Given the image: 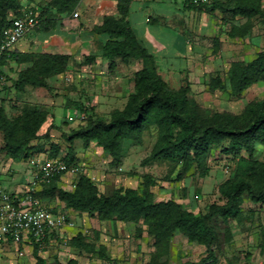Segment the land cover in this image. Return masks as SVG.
<instances>
[{"label": "rangeland", "instance_id": "obj_1", "mask_svg": "<svg viewBox=\"0 0 264 264\" xmlns=\"http://www.w3.org/2000/svg\"><path fill=\"white\" fill-rule=\"evenodd\" d=\"M50 1L34 0L33 6L42 9ZM157 3L158 0H130L127 21L140 44L153 56L159 76L171 90L177 91L187 86L188 96L203 108L234 115L241 114L249 103L264 100V83L251 87L239 98H232L228 93L227 80V72L232 63H249L263 50L264 25L259 19L252 21L253 28L245 38L230 40L227 32L232 26L243 24L244 20L231 18L218 11L209 12V8L191 9L187 2L180 0H171L167 4ZM75 13L79 14V18L73 17ZM75 13L66 18L79 19V27H65L63 20L57 18L56 26L49 33L29 45L34 53L64 54L70 57L68 70L58 79L49 80L48 90L26 88L21 93H15L13 80L25 66L21 68L10 65L6 70L8 85L11 87L5 102L8 116L14 119L27 109H46L49 114L46 126L49 138L34 144L36 152L32 157L45 155L51 145H60L59 156L63 157L68 146L65 143L66 136L84 127L87 117L107 122L113 111L122 110L133 92L134 73L144 67L141 61L127 64L117 61L115 69L109 70L108 62L99 57V48L103 42H90L94 38L92 29L100 25L104 17H118L117 9L108 12V0H82ZM24 42L27 39L23 38L16 49ZM91 54L96 55L94 62H84L85 57ZM215 74L219 75L227 90L210 94L208 83L210 76ZM80 108L85 110L82 114L78 113ZM156 138L157 130L151 128L143 135L141 145L129 148L118 167H112L108 154L94 143L84 149L80 141H75L73 150L78 157L79 175H94L92 183L102 195H108L120 187L136 189L142 193L143 185L149 178L154 182L149 190L155 202L173 200L195 215L206 214L213 205H222L218 188L235 176L240 158L247 159V155L242 152L240 156H226L219 148L212 149L207 160L208 177L200 178L192 169L181 182H177L179 167L172 163L160 160L141 165L150 155ZM2 146L0 135V189L5 190L15 175L19 178L28 172V164L26 161L14 162L12 170H16V174L6 170L10 158ZM253 159L264 162V147L255 148ZM56 203L54 201L52 207L57 214H61ZM74 223L75 227L66 229L63 237L47 242L44 249L37 252L44 264H55L57 261L65 263L72 259L81 264H147L153 252V240L144 234L136 239L134 225H121L114 233L108 222H99L88 215L77 216ZM212 226L216 242L211 255L204 247L181 242L175 234L170 242L169 253L161 262H264V207L261 204L251 202L244 195L237 219L223 222L215 216ZM78 233L86 237L87 243L93 244V252L72 247L71 239ZM138 242L142 245L137 251ZM0 264H35L33 247H11L0 258Z\"/></svg>", "mask_w": 264, "mask_h": 264}, {"label": "trees", "instance_id": "obj_2", "mask_svg": "<svg viewBox=\"0 0 264 264\" xmlns=\"http://www.w3.org/2000/svg\"><path fill=\"white\" fill-rule=\"evenodd\" d=\"M82 0H51L44 8L33 6L34 0H0V31L10 24L11 17H19L26 7H32L39 15L38 32L49 33L58 19L75 13ZM116 2L117 16H106L102 23L92 29V33L101 36L104 42L99 48V57L108 62L109 70H114L116 62L129 63L141 61L144 67L133 76V92L128 96L122 110L111 113L107 122L87 117L84 127L72 131L65 138L66 153L59 156L60 145H51L47 151L49 158L61 157L67 164L77 166V157L73 150L75 141H80L84 149L95 144L110 157V165L118 167L131 146L142 144L143 135L156 128V142L150 155L142 166L156 161H166L178 166L176 181L181 182L194 169L200 178L209 175L207 160L212 149L219 148L226 156H240L238 172L232 179L226 180L218 188L222 205H213L203 215H195L185 210L173 200L154 201L149 190L154 186L151 179L143 185V192L132 188H117L108 195L99 193L90 178L80 174L75 189H62L59 180L44 186L35 197L47 206L59 202L65 210L79 215H88L99 222L132 224L135 226V238L143 234L153 240V252L147 264H165L161 259L169 253L170 242L175 234L183 243L204 247L211 255L216 242V233L212 219L217 216L228 222L240 215V202L247 195L251 202L264 207V162L253 159L255 148L264 147V100L249 103L241 114L216 112L203 108L191 99L188 87L171 90L159 76L155 61L149 51L138 41L127 21L130 0H110ZM189 8L218 11L231 18L245 22L232 26L227 32L230 40L245 38L253 28V20L259 19L264 25V6L262 0H224L210 1L209 5ZM96 55L85 57L86 63H92ZM70 57L64 54L19 53L10 55V63L21 69L13 80V90L21 93L26 88L48 90L47 81L59 77L68 70ZM4 64V63H1ZM228 93L239 98L251 87L264 83V48L249 63L234 62L227 72ZM0 97V135L2 150L13 162L28 161L34 151V144L49 138L47 127L48 113L42 110L27 109L19 117L11 119L5 109L6 95ZM227 90L218 74L210 76L208 92L210 94ZM77 106V105H76ZM78 107V106H77ZM85 111V110H84ZM80 108L78 113L82 114ZM57 214L55 209H51ZM65 213V212H63ZM66 214V213H65ZM53 239L58 235L53 234ZM72 247L91 253L92 243L78 233L71 239ZM33 247L35 264H44ZM55 264H81L72 259ZM197 264H205L201 261Z\"/></svg>", "mask_w": 264, "mask_h": 264}, {"label": "built area", "instance_id": "obj_3", "mask_svg": "<svg viewBox=\"0 0 264 264\" xmlns=\"http://www.w3.org/2000/svg\"><path fill=\"white\" fill-rule=\"evenodd\" d=\"M186 1L200 6L209 5L211 0ZM38 17L32 7H26L19 17H11L9 26L0 31V97L9 88L6 70L10 64V55L16 50V45L38 27ZM73 17L78 18V14L75 13ZM27 164L30 180L22 192L11 194L0 189V258L11 247L36 246L40 251L47 242L53 240V234L61 238L66 229L75 227L67 214H53L35 195L56 179L60 182L70 178L69 187L75 189L78 167L67 165L61 157L49 158L48 154L33 156Z\"/></svg>", "mask_w": 264, "mask_h": 264}, {"label": "crops", "instance_id": "obj_4", "mask_svg": "<svg viewBox=\"0 0 264 264\" xmlns=\"http://www.w3.org/2000/svg\"><path fill=\"white\" fill-rule=\"evenodd\" d=\"M171 0H158V3L157 4H163V2H166L165 4H167V2H170ZM180 1H185L187 2L186 0H180ZM139 5V3H137V6ZM143 5V4H141ZM160 6V5H159ZM112 10H116V2L115 1H110L108 0V12L112 11ZM79 16V14H78ZM63 21H62V24L63 26H68L72 29H75L77 27L80 26V21L79 19H76V20H73V19H68L66 18V16H62L60 17ZM79 18V17H78ZM138 22V21H137ZM98 26V25H96ZM131 26V25H130ZM47 33H40L38 32L36 29H34L33 31L29 32L25 39H27V42H24V43H21L19 44L18 46V49H16L15 51L19 52V53H34L33 51L30 50L29 48V45L32 43L34 44L36 42L37 39L39 38H43ZM92 35L94 36V38H91V41L90 42H93V40L95 41H102L104 42V39L103 37L101 36H97V35H94L92 33ZM79 37V36H77ZM90 44H93V43H90ZM10 65H14L12 63L9 64V67ZM15 67H17L16 65H14ZM8 67V68H9ZM21 68H23V66H20ZM7 68V70H8ZM25 68V67H24ZM59 77H56V78H52V79H58ZM51 80V79H50ZM49 80L47 81V84H48ZM42 111H45L48 113V111L46 109H40ZM77 114V113H76ZM69 116V115H68ZM71 116V115H70ZM69 116V117H70ZM77 116V115H76ZM72 117V116H71ZM70 117V118H71ZM48 119H49V114H48ZM47 154V151L46 153ZM40 155H44V154H40ZM77 160H78V157H77ZM78 162V161H77ZM13 164L14 162L10 160V162L8 163L7 167H6V170H11L13 172V174L16 172V170H12V167H13ZM78 164V163H77ZM79 166V165H77ZM79 169V172H80V167H78ZM28 172L26 174H22L19 178L17 177L16 178V175L11 179V182L7 184V188L5 190H7V192H12L11 194H17V193H20L22 192L26 185H27V182L30 180V171H29V168L27 169ZM82 170V169H81ZM3 171V170H2ZM16 174V173H15ZM86 177L90 178L91 181L94 180V175H90V174H86L85 175ZM71 182V179L70 178H65L63 180H61L59 182V187L62 188V189H69V183ZM14 190H13V189ZM9 189V190H8ZM52 203H49L48 206L50 209H53L52 207ZM57 206L60 208V210L62 211L61 213L65 212L71 219V221H73L74 223V220L75 218L78 216L77 214H75L74 212L72 211H69V210H65L64 209V206L62 204H60L59 202L56 203ZM71 213V214H70ZM84 219V218H83ZM86 219V218H85ZM75 224V223H74ZM121 225H132V224H122V223H111V222H108V226H112V230L114 231V233L116 232L117 228H121ZM66 232V231H65ZM178 238V237H177ZM142 244L140 242H138V245H137V251L140 250V246ZM108 252H109V249H108Z\"/></svg>", "mask_w": 264, "mask_h": 264}]
</instances>
